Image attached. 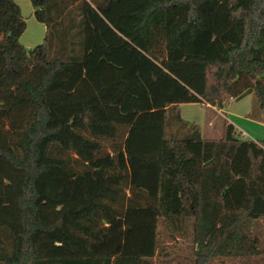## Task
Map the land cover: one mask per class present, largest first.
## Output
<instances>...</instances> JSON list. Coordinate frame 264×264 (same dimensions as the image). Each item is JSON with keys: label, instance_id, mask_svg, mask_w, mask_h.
<instances>
[{"label": "trees", "instance_id": "obj_1", "mask_svg": "<svg viewBox=\"0 0 264 264\" xmlns=\"http://www.w3.org/2000/svg\"><path fill=\"white\" fill-rule=\"evenodd\" d=\"M30 3L26 50L0 0V264H264V141L178 112L264 120V0Z\"/></svg>", "mask_w": 264, "mask_h": 264}, {"label": "rangeland", "instance_id": "obj_2", "mask_svg": "<svg viewBox=\"0 0 264 264\" xmlns=\"http://www.w3.org/2000/svg\"><path fill=\"white\" fill-rule=\"evenodd\" d=\"M22 5L23 18L26 23V29L20 38L21 45L26 49H33L42 43L45 36L44 25L37 22L34 16L29 12L32 8L30 0H18ZM27 4V8L24 6ZM178 112L181 118L189 123L197 126L205 138L219 139L222 135V126L227 121L234 124L243 132L245 140L264 141V120L256 103L253 93H248L242 98L230 100L223 110L214 113L203 106L195 104H183L179 106ZM260 119V120H259ZM213 124L214 129L210 127ZM254 234L260 240V246L264 247V219L257 220L254 223ZM180 246H185L180 241ZM254 264H261L262 261L255 260ZM116 264H155L152 262H144L138 259H116Z\"/></svg>", "mask_w": 264, "mask_h": 264}, {"label": "crops", "instance_id": "obj_3", "mask_svg": "<svg viewBox=\"0 0 264 264\" xmlns=\"http://www.w3.org/2000/svg\"><path fill=\"white\" fill-rule=\"evenodd\" d=\"M17 4H18V6L20 7V9H21V14L23 15V10H22V5L21 4H23V3H21L20 1H18V0H14ZM24 6H25V8H27V4H26V2H24ZM29 12L33 15V12H34V10H33V8H30V10H29ZM44 29H45V32H46V28H45V26H44ZM183 105V104H182ZM195 105H199V104H195ZM180 106V105H179ZM179 106H178V109H179ZM201 106V105H200ZM204 107V106H203ZM204 108H206V109H208V110H210V111H212V112H214V113H219L220 111L219 110H216V109H213V108H208V107H204ZM227 122V121H226ZM234 128H235V130H236V132L238 133V134H241L242 136H243V132H241L239 129H238V127H236V125H234V124H231ZM210 127H212L213 129L215 128L214 126H213V124L211 123L210 124ZM201 135H202V137H204V134L203 133H201Z\"/></svg>", "mask_w": 264, "mask_h": 264}]
</instances>
